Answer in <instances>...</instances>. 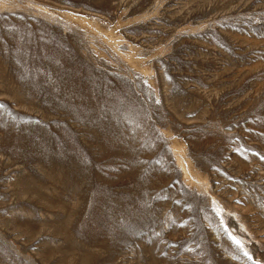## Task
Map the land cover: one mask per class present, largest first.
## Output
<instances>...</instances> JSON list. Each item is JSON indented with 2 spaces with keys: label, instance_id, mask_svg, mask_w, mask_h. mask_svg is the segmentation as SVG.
Masks as SVG:
<instances>
[{
  "label": "rangeland",
  "instance_id": "obj_1",
  "mask_svg": "<svg viewBox=\"0 0 264 264\" xmlns=\"http://www.w3.org/2000/svg\"><path fill=\"white\" fill-rule=\"evenodd\" d=\"M0 264H264V0H0Z\"/></svg>",
  "mask_w": 264,
  "mask_h": 264
},
{
  "label": "bare ground",
  "instance_id": "obj_2",
  "mask_svg": "<svg viewBox=\"0 0 264 264\" xmlns=\"http://www.w3.org/2000/svg\"><path fill=\"white\" fill-rule=\"evenodd\" d=\"M91 88V87H90ZM80 99V98H79ZM91 100V99H90ZM101 100V99H100ZM72 101V100H71ZM113 110V109H112ZM74 114V113H73ZM115 233V232H114Z\"/></svg>",
  "mask_w": 264,
  "mask_h": 264
}]
</instances>
